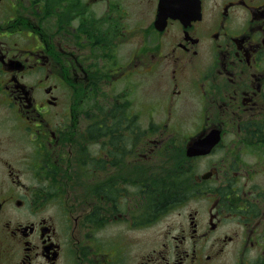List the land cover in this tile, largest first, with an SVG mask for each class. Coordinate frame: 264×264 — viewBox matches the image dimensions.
<instances>
[{"label":"flooded vegetation","instance_id":"obj_1","mask_svg":"<svg viewBox=\"0 0 264 264\" xmlns=\"http://www.w3.org/2000/svg\"><path fill=\"white\" fill-rule=\"evenodd\" d=\"M3 2L0 264H264V0ZM165 130L188 136L161 209L196 208L154 241L143 151L176 145ZM80 147L100 205L71 226L50 206Z\"/></svg>","mask_w":264,"mask_h":264},{"label":"rangeland","instance_id":"obj_2","mask_svg":"<svg viewBox=\"0 0 264 264\" xmlns=\"http://www.w3.org/2000/svg\"><path fill=\"white\" fill-rule=\"evenodd\" d=\"M5 3L6 2L0 3V10H1V7L5 5ZM50 7L54 8L55 6H47V7L45 6L44 7V5H42V8H45V9H49ZM137 10H139V8H137ZM153 78L155 77L153 76ZM104 89L105 91L109 92V88H104ZM155 95H159V94H155ZM143 100H147L148 102L151 101L153 103L151 98L142 97L138 105H141ZM157 100L158 98H156V101ZM109 103L110 102H108L107 100H102L99 102L89 101L88 107L89 108L96 107L98 109H104L111 105ZM83 109H84V105L79 110H83ZM161 115H163L162 118L153 119L152 121L158 122L160 120H164V114L161 113ZM82 117L83 116H81L80 114L76 116L77 119L80 118V124H78L77 126H83L84 128L91 126L92 124L93 125H96L97 123L102 124L104 120V118H100V117H93L90 119H86L84 117V120H82ZM146 121L149 124L152 122L151 119H147ZM106 122L108 123V120H106ZM67 123H70L69 118L67 120ZM75 123L76 122H74V126H76ZM72 125H73V121H72ZM72 129L74 130L76 129V127ZM72 129L70 127V131H72ZM164 136L177 140L175 141L177 144L171 147H168V148L167 147L164 149L161 148V150H157V152L153 150L152 154L149 153V150L151 148H154L155 146L153 145L151 146L150 144L149 145L150 148H148L146 151H143V152H145L147 156L152 155V161L150 163L142 162L137 165V166H140V165L145 166L149 163L151 166H155L153 167V176L151 177L153 188H154L153 189L154 192H153L152 199H151L152 209H153L151 234L153 235L154 241H156L158 238L157 234L159 232L161 233V231L163 230V228H165L167 224L182 222V218H180V216H184L190 210H193L194 208H196V201L186 203L185 205H177V206L173 205L172 207L164 209V211L161 209L160 206L157 205V204L162 203V200L166 198L164 196H166L168 192L175 190L174 180L176 179V177H175L174 170L177 168V166H175V162H173L171 159L172 158L176 159V157L180 155L179 150H182L183 143L185 142V138L188 135L185 133L183 134V132L178 135L177 133H174L170 130L169 131L165 130L162 137ZM159 137H161V135L159 131H156V130L152 132L151 135L148 136V138H151L152 140L157 139ZM96 150H97V147H96ZM74 151L75 152L72 157V162L70 163L67 177L63 179V187L60 192L53 194L52 198L55 199V203L50 206V210L53 211L56 218L61 223L70 224L71 226H73L75 219L78 215L82 214L83 212H86L87 207L89 205H92V204L100 205V200L96 196V192H94L93 186L91 185L90 182L84 181V165H82V162H80V165H79V159L84 158V156H81L83 155L84 151H82V147L77 148ZM150 165L149 167H151ZM166 169H169L170 173L165 175ZM138 170H139V167H138ZM138 170L136 169L137 176L139 178L142 175V173H139ZM100 180H103V179L100 178ZM99 184H101V182H99ZM185 184L186 186L191 185L192 179L186 180ZM35 185L38 186V183L36 182ZM57 186L59 187V183ZM105 211L109 212V210H105ZM92 221L97 223L95 218H93ZM112 222H114L113 218L111 216L108 217L106 215V219L104 220V223H112ZM138 233L139 232H137L136 234ZM134 236L135 238L141 237L140 235H134ZM98 238L99 236L97 235H94L92 237L91 244L93 246V249L95 250L103 249L105 251H108L110 248H113V246H109V245H104L101 247L96 246L97 243L95 240ZM135 254H136L135 251H132L130 253L126 251L122 258L125 261H129L130 257Z\"/></svg>","mask_w":264,"mask_h":264},{"label":"trees","instance_id":"obj_3","mask_svg":"<svg viewBox=\"0 0 264 264\" xmlns=\"http://www.w3.org/2000/svg\"><path fill=\"white\" fill-rule=\"evenodd\" d=\"M106 120H108V123L106 122ZM106 120H105V122H102V124L97 123L96 125H91V126H99V125H103L105 127H113L114 126L112 117H110V118L106 117ZM163 201L164 200H162V203L157 204V205L160 206V207L165 206V204L167 203V201H170V199H168V200H166L164 202Z\"/></svg>","mask_w":264,"mask_h":264},{"label":"water","instance_id":"obj_4","mask_svg":"<svg viewBox=\"0 0 264 264\" xmlns=\"http://www.w3.org/2000/svg\"><path fill=\"white\" fill-rule=\"evenodd\" d=\"M163 10H164V7L163 8L160 7V13H162ZM194 151H195V148L193 150H189L188 154L192 155Z\"/></svg>","mask_w":264,"mask_h":264}]
</instances>
